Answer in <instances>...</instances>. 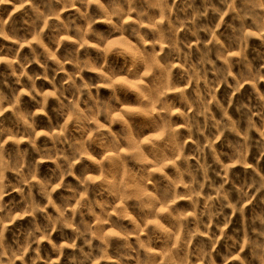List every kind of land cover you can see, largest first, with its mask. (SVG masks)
I'll list each match as a JSON object with an SVG mask.
<instances>
[{
    "label": "clouds",
    "instance_id": "9594fccd",
    "mask_svg": "<svg viewBox=\"0 0 264 264\" xmlns=\"http://www.w3.org/2000/svg\"><path fill=\"white\" fill-rule=\"evenodd\" d=\"M22 2L36 16L11 35L0 27L13 44L32 31L41 35V9L65 0ZM77 3L87 27H76L75 36L61 20L48 45L36 42L42 52L28 44L23 56L19 48L8 50L11 59L0 56V63L19 65L16 84L27 88L13 89L11 99L0 90V264H100L97 252L110 264H162L151 248L141 258L140 224L181 199L192 210L162 212L165 235L151 234L167 244V264H264V0H70ZM7 4L16 7L0 0ZM92 5L102 18L90 15ZM102 23L110 29L93 27ZM115 39L131 51L109 47ZM64 41L76 46L61 51ZM32 64L43 74L29 75ZM37 80L51 90L37 88ZM25 95L35 109L22 107ZM10 136L31 147L6 149ZM39 137L45 141L38 146ZM47 162L55 169L41 177ZM68 177L75 183H65ZM137 189L147 199H137ZM121 199L131 211L119 219L126 215L131 231L111 219ZM133 236L140 247L127 242ZM118 240L124 243L115 246L129 252L113 260L108 251Z\"/></svg>",
    "mask_w": 264,
    "mask_h": 264
},
{
    "label": "rangeland",
    "instance_id": "374dc122",
    "mask_svg": "<svg viewBox=\"0 0 264 264\" xmlns=\"http://www.w3.org/2000/svg\"><path fill=\"white\" fill-rule=\"evenodd\" d=\"M105 4H107V0H104ZM169 3H171V0H168ZM201 2V0H197V5H199ZM13 3L16 4V7H13L12 4H7V5H0V27H3L4 32L7 33L8 35H11V29L13 28H21L22 26H24V21L28 20L29 18H33L35 19L36 13L33 10V7L31 5H28L24 2H22V0H13ZM33 5L39 4V0H32ZM68 5V10H64L65 6ZM162 7V6H161ZM79 8L80 11H84L85 8L83 5L81 4H76L75 7H71L70 6V0H65V2L63 4H54L53 7L51 8L50 12L55 13V12H59L60 13V17L59 20H55V19H50L49 15L50 12L44 10L43 8L41 9L42 11H45V17L42 18L40 20V24L42 25V27L39 29V31L41 32V35H37L36 31H32L30 32L27 37H25V43H21V44H13L11 41L4 39L2 36H0V46L4 47L5 51L0 53V56H4L6 53H8L9 49H16L19 48L20 49V55L23 56L24 53L26 52H30V48L26 45L30 44L32 45V47H36L38 52H42L43 49L40 48L38 46V44L36 43L37 41H42L45 45L49 44V40L48 37L50 35V33L52 32V28L53 26H57L62 28L63 25L60 24V21L62 20L64 22V24H68L69 28L73 29L69 35L75 36V28L76 27H81V28H85L87 27V23L84 20L83 17L80 16V12H77L76 9ZM91 14H95L96 17L102 18L104 16V13L96 6V5H92L89 9H87ZM189 13H191V10H189ZM158 14V13H157ZM181 18H184V14L180 13ZM79 18V19H77ZM190 18V15H189ZM70 20H75V24H69ZM115 22V21H114ZM95 29H110V25L106 24V23H102V24H97L93 26ZM23 34V33H21ZM184 33H181V36H183ZM50 47H52L51 45H49ZM76 45L69 43L68 41H64L62 45H60V50L63 51L64 47H75ZM109 47H117L120 50H123L125 52H130L131 50L128 49V46L120 39H115L112 40L109 44ZM81 48H83V45H81ZM55 50V48L53 47V51ZM88 51H93L92 49H88ZM14 55V53H8L7 58L11 59L12 56ZM57 55H59V53H57ZM49 63L51 64L52 62L49 61ZM16 70V75H13V70ZM68 69L71 70V66H68ZM28 74L29 75H34V74H43V69H41L39 67V65L37 64H32L28 69ZM85 75H89L88 73H86ZM21 76V70L19 68V65L17 64H9V63H0V90H2L4 92V95L6 97H8L9 99H11L12 97V90L15 89L16 92H20V91H24L27 90V88L25 89H21L20 85L16 84V80L18 77ZM51 78V77H49ZM57 79H59V77H57ZM21 84H24L26 86L30 85V82L26 79V77H21ZM36 85L37 88H40L41 86H43V90L44 91H49L51 90V85L45 81V80H37L36 81ZM128 87L130 88H137V84L135 82H128ZM223 90V89H222ZM40 99V98H38ZM21 103H22V107L24 105H26L29 108L35 109V107H37L34 103V101H32L30 96H23L21 99ZM49 105L55 103V101L53 100H49L48 101ZM6 115H11L10 113H6ZM37 119L43 122H47V117L45 116H37ZM69 119H71V117H69ZM43 130H47V129H43ZM13 131H15V129H13ZM8 143H6L5 147L6 149L9 148H16L17 146H19L20 148H30L31 145L24 142V143H20L19 145H17L14 140L15 137H8ZM45 141L44 137H39V139L37 140V145L39 146L41 143H43ZM47 143L50 145L51 141H47ZM217 147H219V145H217ZM50 169H55V164L51 163V162H47V163H42L39 167V174L41 175V177H48L49 176V170ZM171 171V170H169ZM7 175L9 177L13 176V173H7ZM69 180L73 181V183H75V181L73 180L72 177H68L67 180L65 181V183H67ZM62 191V189H61ZM210 191L208 189H206V192ZM178 192L181 195L185 194V190L184 189H178ZM14 196H16L17 199H19V194L14 193ZM58 195V192L54 191L53 194V198H55V196ZM136 196L137 199H147L145 197V194L142 190L137 189L136 191ZM9 199H11V197H6L5 198V202H7ZM73 203H75V201H73ZM201 204H203V201H201ZM146 208L150 209L151 208V203L149 202L147 205H145ZM171 209H175V210H179L181 212L183 211H191L192 210V203L190 200H186V199H181V200H173L170 202V206L168 209L161 207L156 209L154 214H148L145 215L143 217V223L140 224V228L139 231L141 233L140 235V241L144 242V248L141 249V258H145L149 255V253L145 250L147 248H151L154 249L155 252L158 254L155 256L156 259L160 260L162 262V264H167L168 260H169V254L167 252V244L164 242H157L154 239H151V234L152 233H156L158 235L164 236V232H163V228L161 227V223H163L165 226L168 225V217L165 216H161V213L164 212L166 213L167 211L171 210ZM164 210V211H162ZM98 211V210H97ZM125 211H131L130 209H126V206L123 204V199H121L120 201H117L115 204V207L111 209V219L115 222H117V224H123L125 226L128 227V229L131 231L132 229H134V225L128 220L127 216L124 215V218L121 220L119 219L121 217V215H123L125 213ZM49 212L50 213H54V210L49 208ZM42 215V214H40ZM71 215V214H70ZM77 221H79L80 217L77 216L76 217ZM89 219L90 222L92 223H96L97 221L92 219V218H87ZM137 219H140V217H137ZM191 223V221H189ZM234 223H235V218H234ZM151 226V227H149ZM147 229L149 235H144L145 230ZM65 231H68L69 234L70 230L65 229ZM105 237L110 236L109 232H105L104 233ZM199 239V238H197ZM53 240L54 242L60 243V235L59 233L54 234L53 236ZM128 243L132 244L133 247H140L139 242L136 240L135 236H133L130 240L127 241ZM124 241L123 240H118V241H114L113 242V246L109 248L108 251V256H111L113 260H117L120 256H123L125 254H127L129 252L128 249H124V248H117L115 245L116 244H123ZM195 246V244H194ZM44 249H47L49 253H51L52 258L55 259L57 253L51 249V246L48 244H43L41 246ZM70 250H65V256H67L68 252ZM44 253H42L43 255ZM95 255L97 257H99L100 259V264H110V262L108 260H106L104 258V256L97 252L95 253ZM131 255L135 256V253H131ZM60 264H64V259H61ZM123 264V262H122ZM127 264H135V259L128 261Z\"/></svg>",
    "mask_w": 264,
    "mask_h": 264
},
{
    "label": "snow or ice",
    "instance_id": "6c2138e0",
    "mask_svg": "<svg viewBox=\"0 0 264 264\" xmlns=\"http://www.w3.org/2000/svg\"><path fill=\"white\" fill-rule=\"evenodd\" d=\"M156 139H159V137H155ZM162 211H164V210H162Z\"/></svg>",
    "mask_w": 264,
    "mask_h": 264
}]
</instances>
